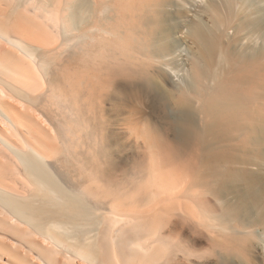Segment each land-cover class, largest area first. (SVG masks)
Masks as SVG:
<instances>
[{"label": "bare ground", "instance_id": "1", "mask_svg": "<svg viewBox=\"0 0 264 264\" xmlns=\"http://www.w3.org/2000/svg\"><path fill=\"white\" fill-rule=\"evenodd\" d=\"M0 264H264V0H0Z\"/></svg>", "mask_w": 264, "mask_h": 264}]
</instances>
